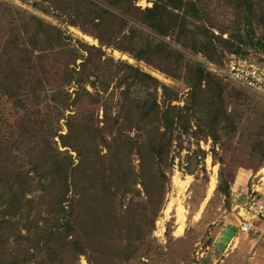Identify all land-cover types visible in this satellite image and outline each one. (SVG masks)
Returning a JSON list of instances; mask_svg holds the SVG:
<instances>
[{
	"label": "trees",
	"instance_id": "trees-1",
	"mask_svg": "<svg viewBox=\"0 0 264 264\" xmlns=\"http://www.w3.org/2000/svg\"><path fill=\"white\" fill-rule=\"evenodd\" d=\"M106 1L104 7L95 0L34 3L37 10L78 27L99 45L79 40L73 43L71 36L55 25L30 15L21 26L26 40L23 48L15 49L17 62L7 67L0 64V95L11 99L16 108H23L27 86L24 67L39 60L44 68L41 64L48 51L57 50L56 57L68 54L63 56L62 69L66 90L52 94L46 105L54 113L48 138L31 156L30 169L11 174L5 167L2 171L10 174H0V264H61L58 246L66 237H71L69 245L74 253L86 256L88 264H106L112 260L106 253L121 254L124 249L115 247L118 240L113 233L123 236L128 245L144 242L146 234L154 230L170 184L167 172L174 165V132L188 134L199 108L208 107L204 137L212 139L211 150L216 155L217 128L222 120L231 119L224 108V94L231 85L204 64L184 66L183 50L201 54L208 64L218 67L224 66L225 53L246 56L244 46L264 51V38L254 36V24L264 28V0H235L246 34L227 38L212 31L192 0H152V6L144 9L136 5L139 0ZM132 22L160 40L141 35L142 28ZM167 37L179 48L166 42ZM107 49L129 54L172 79L186 78L189 87L184 106L173 104L179 93L172 86L138 66L109 57ZM111 83H115L114 91L108 94ZM135 86L142 95L133 94ZM232 93L242 96L237 89ZM84 99L100 107L101 118L93 111L72 114ZM63 119L66 133L59 130ZM228 127L236 129L233 122ZM84 179L85 185L80 183ZM218 190L229 198L223 176ZM131 193L133 197L123 206L122 199ZM6 228L13 230L10 248H5L7 243L1 239V230ZM22 241L31 243L30 247L21 249ZM40 254L42 257L37 256Z\"/></svg>",
	"mask_w": 264,
	"mask_h": 264
},
{
	"label": "rangeland",
	"instance_id": "rangeland-1",
	"mask_svg": "<svg viewBox=\"0 0 264 264\" xmlns=\"http://www.w3.org/2000/svg\"><path fill=\"white\" fill-rule=\"evenodd\" d=\"M40 1L0 0V64L3 67L17 62L18 56L15 49L23 48L26 40L24 27L21 26L28 22L30 15L38 16L45 23L55 25L64 34L70 35L73 43L79 40L90 45H99L96 39L84 34L78 27L64 24L53 14L37 10L33 4ZM95 1L102 7L106 6V0ZM192 1L201 9L206 24L215 34H221L224 38L239 33L242 36L246 34L235 0ZM136 5L141 9L151 7L152 0H139ZM132 24L142 28L141 35L152 38L155 42L160 40L137 22ZM254 27L255 38H264V28L256 24ZM164 40L179 48L174 39L167 37ZM244 51L245 57L264 62V51L260 47L247 45V47L244 46ZM57 52V50L47 52L48 58L41 64L44 68L40 66L39 60L24 67L27 86L24 93L26 102L23 108H16L11 99L0 95V174H10L8 171H2L5 167L12 171L11 174L15 170L22 172L30 169L31 156L38 151L41 142L48 138L47 130H50L48 128L54 113L46 105L52 94L66 90V77L62 69L65 61L63 56L68 54L64 52L62 56L56 57ZM106 52L109 57L138 66L159 81L172 86L179 93V100L173 104L184 106L188 99L189 87L186 78L172 79L144 63L137 62L131 55L115 49H107ZM183 54L184 66L200 63L210 69V64L201 54L196 55L188 50H183ZM229 56L230 54L225 53L223 60ZM79 63L80 60L77 61V64ZM114 85L115 83H111L108 94L114 91ZM87 89L93 91L90 86H87ZM232 89L241 91L242 96L236 97ZM68 90L70 93L73 92V89ZM117 91L115 92L118 95ZM132 91L134 95H142L139 86L132 87ZM87 101L84 99L82 103H79L72 114L76 113L74 114L76 116L81 112L93 111L94 116L101 118L100 107L91 106ZM201 102L206 105L207 100L202 98ZM50 105H53V102ZM224 108L231 119L230 121L222 120L217 128L220 139L216 147V155L211 150L212 139L204 137L207 117H209L208 107L199 108L188 134L181 135L177 131L174 132L171 148L174 165L167 172L170 184L166 189L162 210L155 220L152 234H146L144 242L132 241L128 245L123 240V236L113 233V238L118 240L115 247L124 250L118 256L112 252L106 253L109 255L107 257L112 259L106 261V264H264V240H261L262 244L250 260L241 250L237 252L236 249L233 254H230L233 242L228 247V245L224 246L223 241L226 229L240 230V225L249 218L246 203L251 197H258L261 194L264 202V98L228 85V90L224 94ZM68 114L69 112H66V117ZM65 119L58 123L61 133L67 131ZM231 122L236 127L235 131L228 127ZM56 126H54L55 129H58ZM55 140L58 141L57 138ZM60 150L65 149L60 147ZM70 154L76 158L75 153L70 152ZM134 162L137 165L138 162L136 160ZM222 176L230 191L229 198L218 190ZM213 178H215L214 190L208 195ZM80 183L85 185L86 180ZM40 194L41 191L38 192V196ZM38 196L36 199L42 200ZM47 196L46 198L49 199V194ZM130 197H133L132 193L122 199L123 206L129 203ZM179 206H183L182 221L178 216ZM0 218H2L1 215ZM256 222L261 224L264 222V217ZM180 225L183 229L178 232ZM234 230L230 231V234L234 233ZM12 232L10 228L1 230V239L7 243L5 248L12 247L14 243ZM22 233H25L24 230ZM220 238L223 242L218 244L217 241ZM246 239L248 241V237ZM70 240L71 237H66L58 246L57 257L61 264H88L86 256L78 257L74 253L69 245ZM30 245L31 243L22 241L21 249L28 248ZM226 248L229 251H224ZM244 249L246 247L242 250ZM109 250L110 248L106 251ZM227 254L230 256L226 257ZM37 256L42 257L41 254Z\"/></svg>",
	"mask_w": 264,
	"mask_h": 264
},
{
	"label": "built area",
	"instance_id": "built-area-1",
	"mask_svg": "<svg viewBox=\"0 0 264 264\" xmlns=\"http://www.w3.org/2000/svg\"><path fill=\"white\" fill-rule=\"evenodd\" d=\"M210 70L221 75L223 80L231 86L264 98V62L231 54L223 67L210 64ZM246 211L249 218L240 225V232L261 239L264 227L256 221L264 217V202L260 197H251L246 203Z\"/></svg>",
	"mask_w": 264,
	"mask_h": 264
},
{
	"label": "crops",
	"instance_id": "crops-1",
	"mask_svg": "<svg viewBox=\"0 0 264 264\" xmlns=\"http://www.w3.org/2000/svg\"><path fill=\"white\" fill-rule=\"evenodd\" d=\"M258 197H260V199L262 200L261 194H259ZM259 225L263 226L264 222H262ZM232 230H234V228L226 229L224 231V237H223L224 240L220 238V240L217 241L218 244H221L224 241L225 242L224 246L228 245V247H229L231 242H233V247H231L230 254H233L237 249V252L240 250L242 252H245V254L248 256V260L252 259L253 257H251V256H254L255 253H257L255 251L258 250L259 245L262 244L261 240H264V234H263V237L261 239H259V238L253 239L252 236L241 233L239 229H237V230L235 229L234 233L230 234V231H232ZM229 234H230V236H229ZM247 237H248V241L246 239ZM243 247H246V249L242 250ZM227 250L229 251L228 248L224 249V251H227ZM227 256H230V255L227 254L226 257Z\"/></svg>",
	"mask_w": 264,
	"mask_h": 264
},
{
	"label": "bare ground",
	"instance_id": "bare-ground-1",
	"mask_svg": "<svg viewBox=\"0 0 264 264\" xmlns=\"http://www.w3.org/2000/svg\"><path fill=\"white\" fill-rule=\"evenodd\" d=\"M212 184H211V187H210V189H209V194L208 195H210L212 192H213V190H214V182H215V178H213L212 179ZM182 207L183 206H179L178 207V216H179V220H181L182 221V219L184 218V216H183V214H182V212H183V209H182ZM182 225H180L179 227H178V229H177V231L178 232H181L182 231Z\"/></svg>",
	"mask_w": 264,
	"mask_h": 264
}]
</instances>
